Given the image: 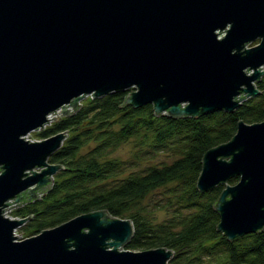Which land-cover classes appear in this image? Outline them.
<instances>
[{"label":"water","instance_id":"water-1","mask_svg":"<svg viewBox=\"0 0 264 264\" xmlns=\"http://www.w3.org/2000/svg\"><path fill=\"white\" fill-rule=\"evenodd\" d=\"M263 74L264 0H0V264H167L164 247L125 249L132 221L106 209L19 240L29 218L4 212L50 190L67 132L26 136L87 96L128 89L124 105L172 118L234 112ZM221 183L216 230L232 242L262 229L264 120L239 121L204 153L196 189Z\"/></svg>","mask_w":264,"mask_h":264},{"label":"trees","instance_id":"trees-1","mask_svg":"<svg viewBox=\"0 0 264 264\" xmlns=\"http://www.w3.org/2000/svg\"><path fill=\"white\" fill-rule=\"evenodd\" d=\"M255 84L259 94L234 112L220 110L197 118L155 114L152 104L126 106L132 89L87 96L70 114L59 115L39 132L42 139L67 132L48 159L61 168L50 190L19 206L14 216L28 217L24 229L35 235L77 215L106 209L132 221L134 233L126 249L164 247L173 251L171 264H264V227L228 241L216 230L219 214L213 208L225 184L204 193L196 189L204 153L230 140L239 121L264 120V74ZM129 140L136 150L131 160L110 156ZM159 152L170 160L126 174L139 156ZM162 186L173 211L163 222H155L138 203Z\"/></svg>","mask_w":264,"mask_h":264},{"label":"rangeland","instance_id":"rangeland-1","mask_svg":"<svg viewBox=\"0 0 264 264\" xmlns=\"http://www.w3.org/2000/svg\"><path fill=\"white\" fill-rule=\"evenodd\" d=\"M223 34H224L223 31H221L220 36H222ZM257 42L258 41H254L253 43H251L248 46H252V45L256 44ZM84 99H82V100H84ZM59 115H60L59 113H56L55 115H52L51 118L57 117ZM52 119H51V122L53 121ZM40 131L41 130L31 131L26 136V138L30 141L42 140V138L38 135ZM135 151L136 150L134 147V141L129 140L128 142H126V143L122 144L120 147H118L110 156L116 157L119 159H123V160H128V159L131 160L133 153ZM169 160H170V157L167 154L161 153V152L156 153L154 155H149V156L141 155L138 157L137 160L133 161L134 164H132L129 167V169L126 171V174L129 172H138V171L140 172L142 169H144L148 165H157L161 162H166ZM231 185H233V184H231ZM165 189H166V186L165 187L162 186V187H159V188L151 191L144 198H142L138 203L139 204L138 207L146 209L145 211H148L150 218L153 219L155 222H161V221L163 222L165 219H167L171 216V212L173 211V209H172L173 206L169 205V202H168V200L170 199L169 194L167 193V191ZM10 206H13V207L5 210V214L9 218H19V219L20 218H26V217L14 216V214H15L14 212L18 207H16L15 204H12ZM135 209H137V208H134V210ZM24 227H25V224L18 227L14 232L19 240L32 236V235H28V233L25 231ZM125 249H126V247H125ZM167 264H171L170 261H168Z\"/></svg>","mask_w":264,"mask_h":264},{"label":"built area","instance_id":"built-area-1","mask_svg":"<svg viewBox=\"0 0 264 264\" xmlns=\"http://www.w3.org/2000/svg\"><path fill=\"white\" fill-rule=\"evenodd\" d=\"M4 214H5V212H4ZM5 216H7V215L5 214Z\"/></svg>","mask_w":264,"mask_h":264}]
</instances>
